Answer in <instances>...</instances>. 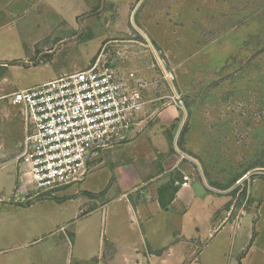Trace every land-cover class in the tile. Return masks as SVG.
I'll return each mask as SVG.
<instances>
[{
    "label": "rangeland",
    "instance_id": "1",
    "mask_svg": "<svg viewBox=\"0 0 264 264\" xmlns=\"http://www.w3.org/2000/svg\"><path fill=\"white\" fill-rule=\"evenodd\" d=\"M4 2L0 0V8ZM12 2L0 11V63L7 64L0 78L5 72L9 84L3 87L15 92L82 70L109 40L141 44L131 49L133 67L157 84L151 87L154 117L142 134L160 166H153L152 174H162L158 183L177 180L179 185L186 176L193 194L202 196L193 208L204 207L208 223L227 224L215 237H208L205 228L197 243L192 241L196 258L185 264H264V0ZM137 29L152 43L166 73ZM138 138L115 152L152 169L151 161L142 159L149 154L145 147H134ZM107 157L82 183L57 188L52 197L16 203L13 192L0 187V264H42L48 259L60 264L62 252L53 251V245L59 240L72 243L66 237L73 226L82 228L81 218L73 217L83 205L89 212L106 205L107 213L104 221L95 215L93 225L77 233L79 250L92 245L100 229L105 241L114 229H124L126 202L108 204L119 191L112 186L116 169ZM236 226L240 231L234 240L229 234ZM173 247L171 258L177 264L188 251L180 253L176 243ZM76 255L75 248L71 264H92Z\"/></svg>",
    "mask_w": 264,
    "mask_h": 264
},
{
    "label": "built area",
    "instance_id": "2",
    "mask_svg": "<svg viewBox=\"0 0 264 264\" xmlns=\"http://www.w3.org/2000/svg\"><path fill=\"white\" fill-rule=\"evenodd\" d=\"M137 44L109 40L84 69L7 97L24 134L15 156L20 186L14 202L52 197L57 188L81 183L102 156L145 132L154 117L151 87L157 84L133 67Z\"/></svg>",
    "mask_w": 264,
    "mask_h": 264
},
{
    "label": "crops",
    "instance_id": "3",
    "mask_svg": "<svg viewBox=\"0 0 264 264\" xmlns=\"http://www.w3.org/2000/svg\"><path fill=\"white\" fill-rule=\"evenodd\" d=\"M1 1L5 2L1 5L0 11L1 9H9L13 3L12 0ZM6 68L7 64L0 63V69ZM3 85L9 86L5 72L0 78V187L3 189L9 188L8 191L13 192L15 187L13 175L15 155L19 152V144L22 142L24 134L23 127L20 128L17 125L13 112L15 110L10 107L11 102L7 98L13 91L11 88H4ZM19 133L20 139L17 137ZM146 139L145 135L142 138L140 136L134 147L139 145L145 147L149 154L147 155L146 153L147 157L142 159L145 162L147 161V163L151 161L149 164H151L150 168L152 167L153 170L148 169L149 167L147 166L146 168L143 167L138 158H134L133 162H127L122 157H119V153L115 152L106 155L110 156L109 158L107 157L110 161L109 165L116 169L117 177L114 180L115 185L113 184L112 186L119 191V195L108 204L120 201L126 202L127 212L124 216L127 222H124V229H114L113 235H109L105 241L104 236L102 237V230L99 228L100 230L95 236L97 240L92 245L87 244V252L86 250H79L77 245H75L77 233L81 230L85 232L89 229V226L93 225L90 220L92 217L99 214L101 221H104L103 216L107 213L106 205L98 206L94 203L96 207H93L92 210L90 209V212L84 205L80 206L74 212L73 218L77 221L81 218L80 222L82 221V224L80 223V226L82 228L77 229L73 226L74 230L68 231L70 235L66 237L72 243L59 240L53 245V251L60 250L62 252L60 264H71L75 248L77 253L75 258L82 263L91 260L92 264H176V261L171 258V255L175 257L176 254V249L173 247L174 243L180 246V253L181 251H188L186 258L183 256L177 262V264H185L189 259L194 260L196 258L193 245L197 243L198 237L205 231V228L207 229L208 237H215L227 226L224 221L214 225L215 221L212 219V222L208 223L207 218H205V208L203 207V210H195L193 208L196 198H202V196L193 194L192 185L186 176L183 177L180 185L177 180L173 184L158 183L156 181L162 177V174H152L156 170L154 167L160 166L155 163V159L151 158L155 157V153L148 146ZM135 162L138 164L137 167L131 165ZM133 195H136L135 198H133ZM11 196L13 197L12 194ZM90 196L91 200L96 201V194L93 196L91 194ZM129 197L132 198L129 200L130 202H128ZM3 205V197H0V209H2ZM196 218L202 219L204 225ZM240 220L241 218L237 219L233 224H238ZM205 222H207L206 227ZM71 227L66 228L64 231ZM230 227L232 228L231 225ZM191 229L194 231L193 234L190 232ZM239 231L240 229L236 226L230 232L229 237H233L235 240ZM189 237L190 239H188ZM190 242L192 243L190 244ZM96 243L97 245L94 246ZM105 245L108 248L107 253H105ZM184 245L186 246L185 248L183 247ZM89 247L92 248L90 249ZM245 249L246 246H243L240 253L242 254ZM163 256L165 258H162ZM50 260L52 259L42 260V264H56L55 260ZM238 264H241V261Z\"/></svg>",
    "mask_w": 264,
    "mask_h": 264
},
{
    "label": "water",
    "instance_id": "4",
    "mask_svg": "<svg viewBox=\"0 0 264 264\" xmlns=\"http://www.w3.org/2000/svg\"><path fill=\"white\" fill-rule=\"evenodd\" d=\"M133 26H135L134 24H133ZM136 27V26H135ZM142 35H143V33L139 30V29H137ZM144 36V35H143ZM145 37V36H144ZM147 41H148V43H149V45H150V47H151V49H152V51H153V53H154V56H155V58H156V60H157V62H158V64H159V66H161V68H162V70L164 71V69H163V67H162V64H161V61H160V58L158 57V55H157V52L153 49V46H152V44L149 42V40L147 39ZM165 72V71H164ZM166 73V72H165ZM166 77L168 78V76L166 75ZM169 79V78H168Z\"/></svg>",
    "mask_w": 264,
    "mask_h": 264
},
{
    "label": "flooded vegetation",
    "instance_id": "5",
    "mask_svg": "<svg viewBox=\"0 0 264 264\" xmlns=\"http://www.w3.org/2000/svg\"><path fill=\"white\" fill-rule=\"evenodd\" d=\"M101 163H103V162H101ZM98 167V166H97ZM92 171V170H91ZM90 171V172H91ZM89 173V172H88ZM14 178H15V187H14V190H13V194L12 195H14L15 193H16V191L18 190V187L20 186V182H19V180H18V176H17V173H16V171H14ZM83 181H84V179H83ZM82 181V182H83ZM81 182V183H82Z\"/></svg>",
    "mask_w": 264,
    "mask_h": 264
},
{
    "label": "trees",
    "instance_id": "6",
    "mask_svg": "<svg viewBox=\"0 0 264 264\" xmlns=\"http://www.w3.org/2000/svg\"><path fill=\"white\" fill-rule=\"evenodd\" d=\"M168 140H169V144H170V151H169V153H172V138H171V136H169Z\"/></svg>",
    "mask_w": 264,
    "mask_h": 264
}]
</instances>
